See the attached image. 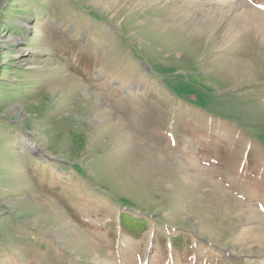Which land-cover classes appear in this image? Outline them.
<instances>
[{
	"label": "rangeland",
	"instance_id": "obj_1",
	"mask_svg": "<svg viewBox=\"0 0 264 264\" xmlns=\"http://www.w3.org/2000/svg\"><path fill=\"white\" fill-rule=\"evenodd\" d=\"M262 5L0 0V264H264Z\"/></svg>",
	"mask_w": 264,
	"mask_h": 264
},
{
	"label": "trees",
	"instance_id": "obj_2",
	"mask_svg": "<svg viewBox=\"0 0 264 264\" xmlns=\"http://www.w3.org/2000/svg\"><path fill=\"white\" fill-rule=\"evenodd\" d=\"M121 221L124 222V225L127 230L133 232L139 231V229L142 228L146 223L144 219H137L134 217H125V216H122Z\"/></svg>",
	"mask_w": 264,
	"mask_h": 264
},
{
	"label": "bare ground",
	"instance_id": "obj_3",
	"mask_svg": "<svg viewBox=\"0 0 264 264\" xmlns=\"http://www.w3.org/2000/svg\"><path fill=\"white\" fill-rule=\"evenodd\" d=\"M240 5V4H239ZM230 8H232L233 6H236V4L235 3H230ZM247 8V7H246ZM249 10L247 9H244V10H242L240 13H239V15L240 16H242V17H244V18H246V21H248L249 22V20H251V19H253L254 20V22H256V25L257 26H260V25H263L262 23H264V15L262 16L261 15V18L258 16V17H255V18H252V17H250L249 16V12H248ZM259 14V13H258ZM257 15V14H256ZM260 15V14H259ZM261 22H260V21ZM261 27V26H260ZM89 92V91H88ZM91 92V91H90ZM84 94V93H83ZM90 94V93H89ZM88 98V97H87ZM106 110V109H105ZM107 112V111H106ZM116 125V124H115ZM260 219V218H259ZM263 221V220H262ZM262 224V223H261ZM260 226H262V225H260ZM263 226H264V222H263ZM261 228H263V227H261ZM264 231V230H263Z\"/></svg>",
	"mask_w": 264,
	"mask_h": 264
},
{
	"label": "snow or ice",
	"instance_id": "obj_4",
	"mask_svg": "<svg viewBox=\"0 0 264 264\" xmlns=\"http://www.w3.org/2000/svg\"><path fill=\"white\" fill-rule=\"evenodd\" d=\"M262 7H264V5H262Z\"/></svg>",
	"mask_w": 264,
	"mask_h": 264
}]
</instances>
